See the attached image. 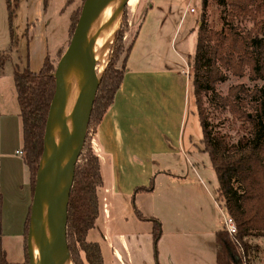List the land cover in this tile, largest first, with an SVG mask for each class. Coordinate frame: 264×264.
I'll list each match as a JSON object with an SVG mask.
<instances>
[{
	"label": "crops",
	"instance_id": "crops-1",
	"mask_svg": "<svg viewBox=\"0 0 264 264\" xmlns=\"http://www.w3.org/2000/svg\"><path fill=\"white\" fill-rule=\"evenodd\" d=\"M78 1L18 0L15 26L18 28L19 22L23 24L21 31L25 36L24 43H28L30 67L33 71L38 72L46 58L50 59L47 55V18L50 5L57 3L59 8L63 7L58 10V14L73 9L70 13L72 24L74 7ZM0 10L5 19L7 15L9 35V45L4 51L0 50L2 53L9 51L11 44L7 0H0ZM70 29L71 25L68 31L69 40ZM146 33L142 35V40L138 34L129 43L132 47L121 88L107 115L93 133L103 185L98 190L99 216L87 240L91 232L99 231L101 236L99 234L98 241L89 243L100 245L104 264H217L216 233L224 227L218 209L224 210L226 217L227 212L217 197L215 200L207 191L205 193L203 188L201 195L204 204L194 195H191L190 199L186 197L180 205L177 203L179 194L172 195L175 188L180 185H183V188L192 186L191 178L184 176L185 170L182 168L186 164L192 171L194 167L188 159L187 148L181 139L180 127L184 112L180 116L181 125L175 127V130L167 126V121L163 114L161 115V110H171L163 101L170 100L172 87L182 88L181 98H184L190 89V66L185 60V71H178L176 75L169 71H164V74H157L156 70L153 72L156 60L153 65L149 64L154 59L144 60L143 63L149 65L144 67L145 69L139 66L130 68L138 43L142 42L141 45L146 46L145 48L157 47L162 43L163 33L160 30ZM64 51L59 49L57 59ZM151 67L154 69H149ZM4 75L5 68L0 71L1 242L9 264H25L26 222L34 194L30 171L23 156L18 154L23 147L22 121L13 76L12 81H9ZM161 75L173 80L166 83ZM162 88H167L165 97V94L161 93ZM167 112L164 113L169 117ZM156 120L165 126V130H162L165 136L161 142L154 143V135L158 137L159 134L157 131L155 133L151 125ZM154 156L161 158L156 159ZM166 157H173L177 161L172 163ZM142 187L152 189L137 193L136 190ZM168 195L173 199L169 208L166 202ZM159 199L162 200L161 203ZM158 203L163 205V215L158 212ZM212 203L216 204L217 212ZM205 205L208 210L206 213ZM190 207L199 208L200 218L209 220L208 225L202 226L203 229H196L194 218L189 215ZM136 212L144 219H139ZM164 216H168L167 226ZM156 222L160 225L157 242L154 241L153 235ZM122 224L125 226L122 228L124 231L119 229ZM105 226L113 228L114 233L108 236L104 232Z\"/></svg>",
	"mask_w": 264,
	"mask_h": 264
},
{
	"label": "trees",
	"instance_id": "trees-1",
	"mask_svg": "<svg viewBox=\"0 0 264 264\" xmlns=\"http://www.w3.org/2000/svg\"><path fill=\"white\" fill-rule=\"evenodd\" d=\"M7 4L11 44L9 51L0 53V71L9 60L6 55L14 52L19 42L15 26L18 0H7ZM211 4L219 10L216 28L210 26L207 18ZM79 17H72L70 40ZM199 21L196 50L188 64L202 131L201 143L218 181L217 200L236 226L233 235L225 227L216 233V261L217 264H250L261 252L260 246L253 241L264 239V87L250 91L243 84L231 86L226 96H221L217 88L230 78L247 77L253 83L264 81V0H202ZM122 28L114 41L115 53L101 79L88 133H95L123 82L132 45L123 51ZM25 49V64L16 65L13 81L22 121L23 160L30 171L34 194L46 122L55 94L57 65L47 57L42 68L35 72L30 67L28 43ZM122 53L124 57L118 66ZM226 113L231 116L228 125L232 129L239 127L236 141L213 125L219 114ZM102 185L98 154L90 144L86 145L76 166L68 205L67 241L74 264H104L100 245L87 242L99 216L98 190ZM151 189L142 187L136 192ZM1 207L0 194V264H9L1 242ZM136 215L144 219L139 212ZM30 216L31 208L25 231V264H29ZM153 235L157 242L160 235L157 222Z\"/></svg>",
	"mask_w": 264,
	"mask_h": 264
},
{
	"label": "rangeland",
	"instance_id": "rangeland-1",
	"mask_svg": "<svg viewBox=\"0 0 264 264\" xmlns=\"http://www.w3.org/2000/svg\"><path fill=\"white\" fill-rule=\"evenodd\" d=\"M83 0H79L74 7L73 16L80 15ZM62 5H60L61 7ZM63 7L59 8V4H51L48 9V53L47 55L50 56V60H52L56 65L59 62V57L57 59V52L60 50H66L69 45V28H70V13H72L73 9H67L63 14H58V10L62 9ZM193 10V12H191ZM202 15V0H130L129 5L124 10V13L120 16V25L118 30L115 33L114 39L112 44L109 46L108 50V64L109 61L112 59V56L115 53V46L114 41L122 28V34L124 33L123 38V51L125 52L129 46V43L132 42L138 34L141 36L146 32L150 33L152 30H160L163 33L162 43L157 45V47L152 48H145L146 46H142V42L138 43L134 57L132 59V66H139L141 69H145L149 65H153L156 60V68L153 67L149 69H154L153 72L157 74H164V71H169L176 75L178 71H185L186 65L184 61H187L190 56L194 55L196 50L197 44V31L200 26V18ZM219 17V10L213 4L210 5L207 18L210 26L216 28V22ZM5 17L2 15V10H0V50L4 51L7 49L9 45V35L7 31L8 23H7V15ZM4 23V24H3ZM23 24L19 22L17 28V35L19 37L18 47L13 53H8L9 56L6 55L5 58H9L6 62L5 67V78L12 81V76L17 64L20 66L25 64V54H26V44L24 43L25 36L21 31ZM176 33V35H175ZM147 34V33H146ZM175 35V38H173ZM5 39V40H4ZM65 52V51H64ZM63 52V53H64ZM63 55V54H62ZM124 57V53L121 54V59L119 65H121L122 59ZM188 57V58H187ZM156 58V59H155ZM161 58V60H160ZM154 59L151 64L143 63L144 60L148 61ZM107 64V66H108ZM106 66V68H107ZM145 67V68H144ZM183 69V70H182ZM106 70V69H105ZM105 72V71H104ZM176 73V74H175ZM189 74L191 73V68L189 67ZM164 81L170 82L172 78L165 77L161 75ZM189 79V78H188ZM173 80V79H172ZM245 85L250 91L254 88H263L264 81L259 82H250L247 77L243 79L237 78H230L226 83H223L218 86L217 91L221 96H226L231 86L237 85ZM189 90L187 94L182 96V88L179 86L172 87L170 100L167 99L163 101V104L166 103L171 110L169 112L161 110V115L163 114V118L167 126H170L172 130H175V127H180L181 125V114L184 112V118L182 122V132H181V139H183L184 145L187 148V156L190 163L193 165L194 170L186 167V164L183 166L184 176H189L192 181V186L188 188H183V185L178 186L173 191L172 195L176 193L179 196V201L177 203L180 205L184 199L188 197L190 199L191 195H194L196 199L199 200L200 203L204 204V199L202 198L201 192L202 188L204 192L206 191L211 195L212 198L216 200L217 197V190H218V181L216 178V174L212 168L209 156L203 150V145L201 143L202 140V131L199 124L198 116H197V107L195 104L194 94H193V86L192 82L189 84ZM161 92L164 93V97L166 96L167 88H162ZM163 97V98H164ZM162 104V105H163ZM184 107V110H183ZM164 112L169 113V117L166 116ZM218 113H214L217 115ZM231 118L230 114H219L217 119L214 121L215 128L223 133L230 134L234 137L236 141L239 138V127L237 126L236 129H232L228 125V120ZM152 128L158 132L159 136L157 137L156 134L154 135V143L161 142V139L164 138L165 133L162 130L164 129V125L161 124V121L156 120L152 125ZM91 145L93 150L96 151V147L94 145V135L93 133H88L85 146ZM84 146V147H85ZM156 159H160L159 156H154ZM167 160L174 163L175 160L173 157H166ZM184 161V160H182ZM187 168V170H186ZM181 174V173H180ZM175 195V194H174ZM169 196V195H168ZM166 198V196H165ZM168 201V208L170 207L171 202L173 199L169 196ZM161 203V199L158 200ZM214 202V200H213ZM158 203V212L160 215H163V205ZM214 205V210L217 212V208ZM146 207V205H144ZM179 208H181L179 206ZM207 206H204V212L206 213ZM199 208H189V215L194 218V223L196 229H203L204 225H208L209 220H203L200 215ZM219 216L221 220L224 221L226 218V214L224 210L221 211L218 209ZM217 213V215H218ZM218 216V217H219ZM164 221L166 222L168 216H164ZM19 215H17V219ZM101 224V223H100ZM203 226V227H202ZM101 227V225H100ZM125 226L119 225V229L122 230ZM104 232L110 236L114 233V229L110 226L104 227ZM99 231H93L90 233L88 237L89 241H98L99 239ZM101 236V234H100ZM253 244H258L260 246L261 252L255 255L254 258L250 260V264H264V239L253 241ZM81 259L84 261L83 254H79ZM73 263V262H72ZM74 264V263H73Z\"/></svg>",
	"mask_w": 264,
	"mask_h": 264
},
{
	"label": "water",
	"instance_id": "water-1",
	"mask_svg": "<svg viewBox=\"0 0 264 264\" xmlns=\"http://www.w3.org/2000/svg\"><path fill=\"white\" fill-rule=\"evenodd\" d=\"M129 2L85 0L70 43L55 68V94L46 122L27 236L29 264H73L67 241L68 205L102 79L91 72L87 60L102 19L107 15L120 17ZM73 81L79 84L84 96L76 114H71L65 104ZM54 127L60 135L57 150ZM45 227L51 237L47 244L42 241Z\"/></svg>",
	"mask_w": 264,
	"mask_h": 264
},
{
	"label": "bare ground",
	"instance_id": "bare-ground-1",
	"mask_svg": "<svg viewBox=\"0 0 264 264\" xmlns=\"http://www.w3.org/2000/svg\"><path fill=\"white\" fill-rule=\"evenodd\" d=\"M114 7V6H113ZM109 8L108 10L112 9ZM120 25V17L115 19L114 16L107 15L102 19L101 28L99 36L97 37L90 55L88 57V64L90 65V70L97 78H101L108 64V50L109 46L112 44L116 31ZM84 101L83 93L76 81H73L69 88L65 99V104L68 111L71 114H76L77 110L80 108ZM55 134V149L59 147V133L56 127H54ZM51 240L50 231L48 227H45L42 232V241L44 244L49 243Z\"/></svg>",
	"mask_w": 264,
	"mask_h": 264
},
{
	"label": "built area",
	"instance_id": "built-area-1",
	"mask_svg": "<svg viewBox=\"0 0 264 264\" xmlns=\"http://www.w3.org/2000/svg\"><path fill=\"white\" fill-rule=\"evenodd\" d=\"M191 12H193V10H191ZM19 155L23 156V152H18ZM224 227L226 228V230L229 232V234L233 235L236 233V226L234 221L227 216L224 220Z\"/></svg>",
	"mask_w": 264,
	"mask_h": 264
}]
</instances>
